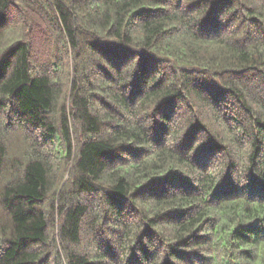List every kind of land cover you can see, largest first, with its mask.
<instances>
[{
  "label": "trees",
  "instance_id": "trees-1",
  "mask_svg": "<svg viewBox=\"0 0 264 264\" xmlns=\"http://www.w3.org/2000/svg\"><path fill=\"white\" fill-rule=\"evenodd\" d=\"M0 264H264V0H0Z\"/></svg>",
  "mask_w": 264,
  "mask_h": 264
}]
</instances>
